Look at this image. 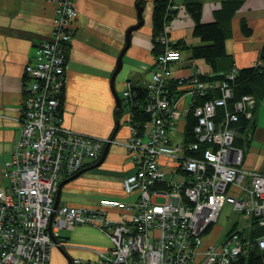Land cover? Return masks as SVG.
Segmentation results:
<instances>
[{
	"label": "built area",
	"instance_id": "built-area-1",
	"mask_svg": "<svg viewBox=\"0 0 264 264\" xmlns=\"http://www.w3.org/2000/svg\"><path fill=\"white\" fill-rule=\"evenodd\" d=\"M76 16L74 0H55L51 37L35 46L24 66L19 136L4 172L8 184L0 186V264H49L50 248L60 244L59 231L82 224L97 227L109 239V249L101 253L103 264H233L255 245L264 249V172L242 165L243 152L234 146L235 130L229 126L236 112L215 120L216 108L226 104L231 89L226 81L199 80L198 67L175 77L171 64L180 51L170 46L166 30L158 37L164 49L155 55L145 84L149 120L135 124L127 112L124 140L62 126L57 105ZM235 73L233 68L227 78ZM174 77L190 95L186 110L192 109L196 119L194 140L187 142L169 136L183 94L169 96L168 82ZM130 89L128 82L121 103L131 97ZM254 104L252 95H243L234 102V111L250 116ZM107 142L123 146L133 167L122 183L133 199L99 201L121 209L118 218H110L100 206L58 203L54 208L58 182L99 158ZM161 158L172 162L171 171L161 167ZM158 196L164 200L158 202ZM225 204L245 214L250 226L256 221L261 235L246 238L236 227L218 243H206Z\"/></svg>",
	"mask_w": 264,
	"mask_h": 264
},
{
	"label": "crops",
	"instance_id": "crops-1",
	"mask_svg": "<svg viewBox=\"0 0 264 264\" xmlns=\"http://www.w3.org/2000/svg\"><path fill=\"white\" fill-rule=\"evenodd\" d=\"M199 1L201 21H211L213 10L221 0ZM184 2L174 0L177 11L166 31L170 41L197 45L200 39L192 35L193 20ZM74 5L77 16L71 23L73 33L67 46L61 124L74 132L98 137H109L114 131V139L124 140L128 136V125L124 122L126 113L116 116L110 78L125 46L126 30L137 24V11L141 6L143 23L130 34L113 88L121 96L128 82L145 86L149 80L155 57L151 24L154 0H74ZM54 7L55 0H0V186L8 184L4 172L19 136L24 66L33 56L35 46L51 37ZM241 18L251 28L249 35H244L240 29ZM231 30L225 42L227 54L237 67L252 66L259 60L264 42V0H245L231 19ZM189 53L183 49L179 59L171 64L175 77L194 67L210 70L203 59H189ZM190 99L188 93H183L177 102V121L169 131L172 141L184 139ZM257 99L255 125L245 132L244 141L248 139L249 144L242 150V165L264 172V92ZM160 163L168 172L173 169L172 162L166 158H161ZM85 168L61 186L58 203L75 207L100 206L110 218L117 219L122 210L103 206L99 201L133 199L134 194L122 188L124 177L133 171L126 149L111 143L99 164L90 162ZM249 221L242 217L245 226ZM222 237L218 228L212 229L206 243H218ZM56 240L60 244L50 248L49 264H103L101 253L110 247L107 236L88 224L61 229Z\"/></svg>",
	"mask_w": 264,
	"mask_h": 264
},
{
	"label": "trees",
	"instance_id": "trees-1",
	"mask_svg": "<svg viewBox=\"0 0 264 264\" xmlns=\"http://www.w3.org/2000/svg\"><path fill=\"white\" fill-rule=\"evenodd\" d=\"M244 2L245 0H221L219 6L213 10V19L203 22L201 21V2L199 0H185V10L193 20L192 35L198 37L200 43L197 45H190L182 40L170 42V46L179 51L183 49L188 50L190 52L189 59H203L204 62L209 65V71H202L199 68L197 74L199 80L209 82L226 81L228 83L232 96L227 99L225 105L216 108L215 120L217 122L222 120L227 111L230 113L236 112L237 118L232 120L229 126L235 130V137L233 140L234 146L242 150L249 144L248 139L244 141V138H246V130L255 125L254 113L258 95L264 92V42L260 50L259 60L249 67H237L226 52L225 42L232 34L231 19ZM176 11L177 8L175 7L174 0H154L151 15L152 52L154 56L164 49V45L160 43L158 37L166 30L169 20L175 15ZM240 29L244 35H249L251 33V28L244 18L240 19ZM233 68H236L235 75L232 78H227V75ZM168 85V94L170 97H176L184 92V90L178 88L179 84L175 77L170 79ZM63 89L64 84L61 86V94L57 105L59 116H62ZM130 90L131 97L127 102H123L122 100L116 116L118 117L121 113L128 112L133 123L142 124L150 119V113L146 112L144 108L147 90L145 86H137L134 84H131ZM243 95H252L255 98V104L251 110L250 116H247L245 112L234 111V102ZM208 97H210L209 94L199 97L200 99L198 98V101L200 102ZM195 120L192 109H189L184 133L185 142L194 140L193 125ZM190 154L195 155L192 151ZM98 160L99 158L92 162L95 163ZM158 186L164 187V185ZM247 232L248 233L243 232L242 234H244L246 238L254 239L261 235L262 228L256 221H253L252 226ZM233 264H264V249H260L255 245L249 248L245 254L238 256Z\"/></svg>",
	"mask_w": 264,
	"mask_h": 264
},
{
	"label": "water",
	"instance_id": "water-1",
	"mask_svg": "<svg viewBox=\"0 0 264 264\" xmlns=\"http://www.w3.org/2000/svg\"><path fill=\"white\" fill-rule=\"evenodd\" d=\"M137 12H138V18H139V20H138L137 24L130 26V27L126 30V42H125V46H124V48L121 50V53H120L119 56H118V59H117V65H116L114 71L112 72V74H111V78H110L111 88H112L113 95H114L115 102H116V110H118V109L120 108V106H121V98H120V96L117 94V92H116V91L114 90V88H113V80H114L115 74L117 73V71H118L119 68L121 67V63H122L121 56H122L124 50L126 49V47H127V46L129 45V43H130V34H131L132 30L137 29V28H138L139 26H141L142 23H143V18H142V14H141V6L138 7V11H137ZM117 124H118V123H117ZM113 137H114V131H113V132L111 133V135H110V138H111V139H113ZM109 146H110V142H107V143L104 145V148H103V150H102V153H101V155H100V157H99V160L96 162V164H99V163L104 159V157H105V155H106V153H107V151H108ZM86 169H87V168H82L81 170L77 171L76 173H74V174H72V175H70V176H68V177L63 178L62 180H60V181L58 182V185H57V191H56L55 198H54V203H53V207H54V208H55V207L57 206V204H58V199H59V193H60L61 186H62L65 182H67V181H69V180L75 178L78 174H80L81 172H83V171L86 170Z\"/></svg>",
	"mask_w": 264,
	"mask_h": 264
},
{
	"label": "rangeland",
	"instance_id": "rangeland-1",
	"mask_svg": "<svg viewBox=\"0 0 264 264\" xmlns=\"http://www.w3.org/2000/svg\"><path fill=\"white\" fill-rule=\"evenodd\" d=\"M125 121V118H124ZM176 140V139H175ZM174 141V140H173ZM176 142V141H174ZM156 200L158 202H162L164 200L163 196H158L156 198ZM246 216L245 214L241 213V214H237L235 211H233L231 205L229 204H225L220 212V215L218 217V220L215 222V226L212 229H216L218 228L219 230V234L222 233V236H224L223 234L225 233V231L227 232L229 229L231 228H236V227H241L244 232L248 233L247 230L250 229L248 225L245 226V224L242 223V217ZM236 218V220H235ZM239 218V220H238ZM238 220V222H237Z\"/></svg>",
	"mask_w": 264,
	"mask_h": 264
}]
</instances>
